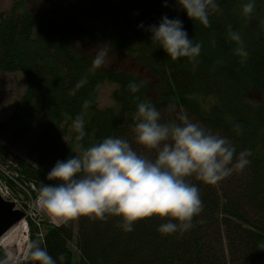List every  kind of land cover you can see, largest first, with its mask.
I'll return each instance as SVG.
<instances>
[{"label": "trees", "instance_id": "trees-1", "mask_svg": "<svg viewBox=\"0 0 264 264\" xmlns=\"http://www.w3.org/2000/svg\"><path fill=\"white\" fill-rule=\"evenodd\" d=\"M23 1L0 14V74L19 73L25 84L0 121V182L11 198L35 199L41 183L49 182L43 166L79 155L78 144L87 148L109 136L123 138L154 160L156 151L135 140L141 101L156 107L161 123H181L184 114L229 139L237 154L252 152L242 172L216 186L186 178L203 204L187 232L162 235L161 224L176 222L157 217L136 223L131 233L111 216L55 226L30 219L29 240L41 241L57 264L60 254L66 257L63 264H264V27L250 31L242 24L238 15L248 0H218L220 11L210 15V27L189 19L176 0H41L50 7L49 15L23 8ZM257 1L264 8V0ZM71 15L75 23L68 26L65 18ZM164 16L181 20L189 39L202 44L195 66L189 58L173 61L152 42L147 28ZM229 25L241 33L247 57L235 55ZM92 34L98 45L109 43L152 74L159 83L155 94L147 93L145 83L132 93L128 84L141 80L129 72L93 71V55L82 54L75 44ZM85 76L88 83L69 95ZM104 82L114 85V106L98 108ZM252 88L256 91L249 93ZM85 100L92 102L84 112L87 135L76 141L72 121L84 111ZM235 124L243 125L242 134Z\"/></svg>", "mask_w": 264, "mask_h": 264}, {"label": "clouds", "instance_id": "clouds-1", "mask_svg": "<svg viewBox=\"0 0 264 264\" xmlns=\"http://www.w3.org/2000/svg\"><path fill=\"white\" fill-rule=\"evenodd\" d=\"M176 2L189 19L204 27H210V15L220 11L218 0ZM254 10L255 0L243 5L246 17ZM147 31L152 42L159 44L173 61L189 58L194 66L198 63L202 44L189 39L178 18L164 16L159 25H149ZM228 37L236 44V56L249 55L241 33L231 25ZM95 53L93 71L111 66L109 43L98 46ZM87 83V77H82L69 95H75ZM143 85V81H132L128 89L136 93ZM91 103L85 100L84 111L72 121L76 141H83L87 135L84 112ZM174 107L169 105L170 109ZM179 120L181 123H161V113L150 101L139 102L134 117L135 140L144 149L155 150V159L138 154L123 138L109 136L87 148L78 144L80 154L57 161L48 174L49 182L41 183L37 205L57 225L81 217L104 221L111 216L120 218L119 227L131 233L136 223L157 217L176 222L161 224L158 232L162 235L187 232L194 227L193 218L202 213L203 204L198 188L186 178L195 176L205 185L216 186L234 172H242L251 163L252 152L245 149L237 154L226 137L192 122L187 115L180 114ZM233 127L237 134L243 133V125ZM25 259L28 264H57L39 240H29ZM58 260L63 264L65 255L60 254ZM0 264H16L13 252L6 251Z\"/></svg>", "mask_w": 264, "mask_h": 264}, {"label": "rangeland", "instance_id": "rangeland-1", "mask_svg": "<svg viewBox=\"0 0 264 264\" xmlns=\"http://www.w3.org/2000/svg\"><path fill=\"white\" fill-rule=\"evenodd\" d=\"M19 0H0V14H7L11 10L12 6L17 3ZM23 8L32 9L43 15H49L50 7L46 6L41 0H24ZM244 5V4H243ZM243 5L242 12L238 16H242V24L250 28V31L257 29L258 27H264V8H261V4L255 0V10L250 16H244L243 14ZM237 16V17H238ZM73 16H68L66 19V24H74ZM93 35V36H92ZM88 40H82L81 42L77 41V49L82 54H92L95 56V51L97 50L98 45L97 41L94 40L95 35L92 34ZM111 57V66L106 67L114 68L115 70H120L124 72H129L130 74L138 77L146 85V91L150 96H153L156 91V87L159 83L156 81V78L150 74L146 69H143L139 66L138 63L132 62L130 58L124 56L116 51L112 50ZM25 88L24 80L19 73L15 74H0V121L4 120L11 112L15 100L20 96ZM114 89V85L110 82H104L99 88L98 108L113 107L114 102L112 101L111 93ZM256 88H252L251 92H255ZM248 93V92H247ZM263 97V95L258 92V98ZM256 96V94H255ZM260 97V98H261ZM262 99V98H261ZM57 161H50L47 166H43V169L49 174L52 168L55 166ZM37 200V199H36ZM36 200L34 201H19V204L25 206L26 211L29 212L30 216L33 217L35 221H43L48 224H54L45 214V212L37 205ZM37 214L38 216H35ZM5 253L6 251H12L14 256H16L14 249H5L1 248ZM23 261L20 263V258L17 257L16 261L19 264L27 263L25 256H22Z\"/></svg>", "mask_w": 264, "mask_h": 264}, {"label": "bare ground", "instance_id": "bare-ground-1", "mask_svg": "<svg viewBox=\"0 0 264 264\" xmlns=\"http://www.w3.org/2000/svg\"><path fill=\"white\" fill-rule=\"evenodd\" d=\"M15 209L21 210L22 212L26 214V216L14 228L7 231L5 235L2 236V238H0V250L1 248L14 249L15 254H16L15 257L16 259L17 257H19L21 259L20 260V263H21L23 261L22 256L26 253V246H27L26 243L24 245L22 243L25 238L29 240V220L30 219L27 215L25 206L15 204ZM35 216H38V215L35 214ZM32 220L34 219L32 218ZM20 225H22V227L18 228ZM20 234H24V235L19 236ZM16 264H18L17 261H16Z\"/></svg>", "mask_w": 264, "mask_h": 264}, {"label": "water", "instance_id": "water-1", "mask_svg": "<svg viewBox=\"0 0 264 264\" xmlns=\"http://www.w3.org/2000/svg\"><path fill=\"white\" fill-rule=\"evenodd\" d=\"M26 214L15 209V203L0 196V238L25 218Z\"/></svg>", "mask_w": 264, "mask_h": 264}, {"label": "built area", "instance_id": "built-area-1", "mask_svg": "<svg viewBox=\"0 0 264 264\" xmlns=\"http://www.w3.org/2000/svg\"><path fill=\"white\" fill-rule=\"evenodd\" d=\"M31 188H33V187H31ZM0 196L3 198V199H5V200H11L12 202H14L15 204H17V205H20L19 204V202H18V200H15L14 198H11V195H9V190H8V188L3 184V183H1L0 182ZM38 197V196H37ZM37 197L35 198V199H29L28 201H34V200H36L37 199ZM27 201V202H28ZM27 215H28V217H29V219H32L33 217L32 216H30V214H29V212H27ZM20 227H22V225H20L18 228H20ZM27 234V233H26ZM25 234V235H26ZM22 235H24V234H20L19 236H22ZM27 244L28 243V240L25 238L24 239V241H23V245L24 244ZM24 248V247H23ZM25 249V248H24ZM26 255V253L23 255V256H25Z\"/></svg>", "mask_w": 264, "mask_h": 264}]
</instances>
